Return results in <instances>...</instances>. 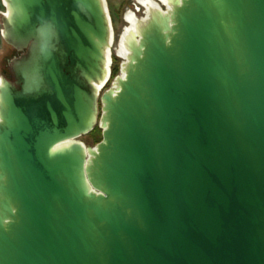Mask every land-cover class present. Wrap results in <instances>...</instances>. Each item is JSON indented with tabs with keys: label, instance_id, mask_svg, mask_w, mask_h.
Here are the masks:
<instances>
[{
	"label": "water",
	"instance_id": "1",
	"mask_svg": "<svg viewBox=\"0 0 264 264\" xmlns=\"http://www.w3.org/2000/svg\"><path fill=\"white\" fill-rule=\"evenodd\" d=\"M3 1L0 264H264V0Z\"/></svg>",
	"mask_w": 264,
	"mask_h": 264
},
{
	"label": "rangeland",
	"instance_id": "2",
	"mask_svg": "<svg viewBox=\"0 0 264 264\" xmlns=\"http://www.w3.org/2000/svg\"><path fill=\"white\" fill-rule=\"evenodd\" d=\"M146 0H106L108 10L111 16L112 27H113V42L111 46V73L116 70L111 82L105 90L113 87V83L117 77L122 76V68L125 64V60L119 57L120 49L119 46L123 39L125 30L129 26L128 18L135 16L139 22L144 21L147 18V10L144 9V2ZM157 4V0H149ZM164 12L167 11L163 7ZM7 13L6 6L3 0H0V79L5 77L10 79V62L19 56L18 52L8 45L3 38L4 30V16ZM102 140V130L97 127L91 134L83 136L78 141L83 143L85 146L95 147Z\"/></svg>",
	"mask_w": 264,
	"mask_h": 264
},
{
	"label": "bare ground",
	"instance_id": "3",
	"mask_svg": "<svg viewBox=\"0 0 264 264\" xmlns=\"http://www.w3.org/2000/svg\"><path fill=\"white\" fill-rule=\"evenodd\" d=\"M143 2V0H142ZM144 6V9L147 10V13L146 15L148 16L149 12L152 10V9H160L162 11L163 10V7H165L166 9H170V6L167 2V0H157V4L152 2V1H149V0H146L143 4ZM128 23H129V26L127 27V29L125 30V33L123 35V39L121 41V44L119 46V49H120V55L119 57L122 58L123 60L127 61V57H128V52L126 51V45H125V41L128 37H135L137 35V25H139V21H138V18L135 17L134 15L133 16H130L128 18ZM112 44V43H111ZM109 54H111V49L109 50ZM110 63V62H109ZM126 63V62H125Z\"/></svg>",
	"mask_w": 264,
	"mask_h": 264
},
{
	"label": "trees",
	"instance_id": "4",
	"mask_svg": "<svg viewBox=\"0 0 264 264\" xmlns=\"http://www.w3.org/2000/svg\"><path fill=\"white\" fill-rule=\"evenodd\" d=\"M114 74H116V70L113 72V74H112V77H111V78H113Z\"/></svg>",
	"mask_w": 264,
	"mask_h": 264
},
{
	"label": "flooded vegetation",
	"instance_id": "5",
	"mask_svg": "<svg viewBox=\"0 0 264 264\" xmlns=\"http://www.w3.org/2000/svg\"><path fill=\"white\" fill-rule=\"evenodd\" d=\"M19 54V53H18Z\"/></svg>",
	"mask_w": 264,
	"mask_h": 264
}]
</instances>
